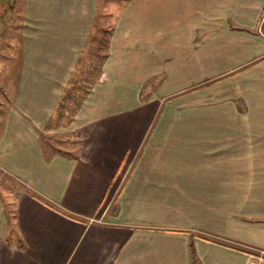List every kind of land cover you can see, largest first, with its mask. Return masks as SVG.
Here are the masks:
<instances>
[{
    "label": "crops",
    "instance_id": "crops-1",
    "mask_svg": "<svg viewBox=\"0 0 264 264\" xmlns=\"http://www.w3.org/2000/svg\"><path fill=\"white\" fill-rule=\"evenodd\" d=\"M22 18L0 264H192L191 244L264 264V0H24ZM174 72L188 86L163 93Z\"/></svg>",
    "mask_w": 264,
    "mask_h": 264
},
{
    "label": "rangeland",
    "instance_id": "rangeland-1",
    "mask_svg": "<svg viewBox=\"0 0 264 264\" xmlns=\"http://www.w3.org/2000/svg\"><path fill=\"white\" fill-rule=\"evenodd\" d=\"M23 5L24 0H0V102H2L3 104V107L0 108H3L4 110L9 103L8 100L11 101L12 99V86L16 82L20 60L22 59L23 44L20 34L24 23L22 18ZM162 6L168 8L170 5L163 4ZM96 33L102 36L105 32L97 31ZM105 35L106 41L108 35ZM178 38H182L184 40V36H178ZM94 46H97V44H95ZM186 54H188V52L185 51H175L169 53L162 52L161 63L163 66H167L170 60L171 62H175L177 65H179V63L181 62L184 63ZM164 71L168 73L169 68H164ZM176 72L170 75L169 83H167L166 88L163 87L162 89L163 93H170L173 90L175 91L188 86V83L185 82L184 78H180L179 76H177ZM78 75L79 80L82 81L81 83H85L84 88H86V86H89L86 85L88 83L84 80L89 81L90 76L86 75V72L82 73L80 70ZM80 90H83V88ZM64 102L65 106L61 107V109L58 111V113H65L64 116H58V120L60 119V121H68L71 118L70 116L74 113V110L77 109V105L74 104L71 99L68 98ZM55 119H57V117ZM52 136L49 138L50 141L54 140L56 141V144L62 141V137H60V135L53 134ZM46 142L48 143V140H46ZM9 179L11 180V183H13L12 178ZM9 179H0V190L3 194L7 192L6 188L8 186Z\"/></svg>",
    "mask_w": 264,
    "mask_h": 264
},
{
    "label": "trees",
    "instance_id": "trees-1",
    "mask_svg": "<svg viewBox=\"0 0 264 264\" xmlns=\"http://www.w3.org/2000/svg\"><path fill=\"white\" fill-rule=\"evenodd\" d=\"M103 41L105 43V39H103ZM84 87H85L84 84L80 82L78 77L72 78V80L70 81V85L68 86V89H66V92L58 106V111L61 109V107L65 106L64 101H66V99L68 98L71 99V101L77 105V108H79L83 103L85 97L87 96L88 92L90 91L91 85L86 86V88ZM82 88L83 90H80ZM63 113L64 112H60L58 114H63ZM44 202L49 204V202L46 200H44ZM190 254H191L192 264H198V259L193 244L190 245Z\"/></svg>",
    "mask_w": 264,
    "mask_h": 264
}]
</instances>
